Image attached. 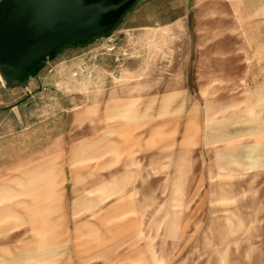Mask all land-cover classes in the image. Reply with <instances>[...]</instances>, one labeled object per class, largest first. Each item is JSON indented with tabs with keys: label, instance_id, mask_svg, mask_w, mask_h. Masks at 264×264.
<instances>
[{
	"label": "rangeland",
	"instance_id": "1",
	"mask_svg": "<svg viewBox=\"0 0 264 264\" xmlns=\"http://www.w3.org/2000/svg\"><path fill=\"white\" fill-rule=\"evenodd\" d=\"M158 2L43 56L25 87L0 78V177L61 154L55 237L19 263L34 231L0 221V264H264V3L200 39Z\"/></svg>",
	"mask_w": 264,
	"mask_h": 264
},
{
	"label": "water",
	"instance_id": "2",
	"mask_svg": "<svg viewBox=\"0 0 264 264\" xmlns=\"http://www.w3.org/2000/svg\"><path fill=\"white\" fill-rule=\"evenodd\" d=\"M135 0H0V74L25 87L41 58L107 31Z\"/></svg>",
	"mask_w": 264,
	"mask_h": 264
},
{
	"label": "crops",
	"instance_id": "3",
	"mask_svg": "<svg viewBox=\"0 0 264 264\" xmlns=\"http://www.w3.org/2000/svg\"><path fill=\"white\" fill-rule=\"evenodd\" d=\"M178 1V0H177ZM183 1V2H182ZM182 3H174L173 1L167 2V0H159V6H169L170 12L175 10V18L170 19L169 23L172 25L176 21H184L186 24V32L188 33L189 27L191 25L193 32L189 33L186 38L196 37V38H207V37H218L219 28L216 29L215 24L218 22H233L235 21L236 10L240 12V16L243 14L249 13V6L254 3L256 6L259 1L257 0H246L245 3H240L238 0H182ZM264 2H259V4ZM132 4L129 5V7ZM128 7V8H129ZM127 8V9H128ZM240 8V10H239ZM127 9L113 22L112 26L105 32L92 36L87 41H91L103 35L111 33L117 24L121 21L123 14L127 11ZM244 12V13H243ZM247 20V19H246ZM250 20V19H248ZM259 20V19H255ZM191 23V24H190ZM207 23H213L212 29H207ZM86 41V42H87ZM85 42L78 43L84 44ZM76 44V45H78ZM61 47V46H60ZM58 47V48H60ZM199 49L194 51L196 53H206L207 51L203 49L204 45L197 46ZM57 48V49H58ZM56 49V50H57ZM55 50V51H56ZM54 51V52H55ZM193 53L192 50L189 51ZM30 77V76H29ZM29 77L28 83L29 84ZM2 80V79H1ZM0 80V91L2 90V81ZM1 96V95H0ZM1 102V100H0ZM17 107V105L13 106ZM9 113H13V123L10 119L11 129L9 134L12 135L15 132V144H17V132L14 128L17 127V119H18V111L14 110L12 107L9 110ZM28 123V122H27ZM2 124V110L0 108V128ZM46 125V126H43ZM42 127L45 128V131L48 130L47 125L48 121L43 124ZM41 127V128H42ZM28 124L25 125L24 130H26V134H29ZM42 128V129H43ZM28 137V136H27ZM48 137V136H47ZM33 140V137H32ZM13 145L15 148L17 145ZM1 141H0V149H1ZM26 148H28L26 146ZM48 149V148H47ZM61 157V154L56 153L55 155L47 154L38 157L37 159L29 160L28 164H25L21 167H17L16 172L13 177L9 179H5V177H0V200L1 199H14V201L7 202L10 204V208L0 209V221L3 220H12V227H20L27 226L30 231H34V238L31 240L32 247H26L25 251L20 254L16 262L21 263L26 260H33L38 263L40 261V250L39 247L43 244L45 240H53L55 237L54 231L52 230L53 220L50 218V213L55 210V202L57 201V193L54 190L53 185V173L54 166L57 163L58 158ZM28 159V158H27ZM14 165H16L17 161H12ZM12 162L10 163V168H12ZM13 169H11L12 171ZM14 171V170H13ZM65 189V188H64ZM65 191V190H64ZM120 192V191H119ZM116 192V193H119ZM112 193V194H116ZM65 194V192H64ZM109 194V195H112ZM108 195V196H109ZM107 196V197H108ZM103 198L102 200H104ZM101 200V201H102ZM97 201V200H96ZM93 207L91 205L88 206V210L91 211ZM5 213L1 215L2 213ZM32 254L31 257H25L28 254ZM22 255V256H21ZM23 256L25 258H23ZM14 261V264L16 263ZM12 263V262H11Z\"/></svg>",
	"mask_w": 264,
	"mask_h": 264
},
{
	"label": "bare ground",
	"instance_id": "4",
	"mask_svg": "<svg viewBox=\"0 0 264 264\" xmlns=\"http://www.w3.org/2000/svg\"><path fill=\"white\" fill-rule=\"evenodd\" d=\"M0 78H1L2 80H4L3 77L1 76V74H0Z\"/></svg>",
	"mask_w": 264,
	"mask_h": 264
}]
</instances>
